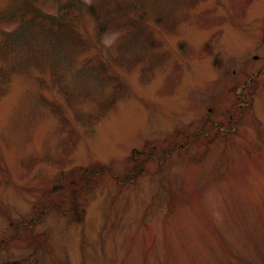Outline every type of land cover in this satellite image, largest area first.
<instances>
[{"label":"rangeland","instance_id":"374dc122","mask_svg":"<svg viewBox=\"0 0 264 264\" xmlns=\"http://www.w3.org/2000/svg\"><path fill=\"white\" fill-rule=\"evenodd\" d=\"M70 1L0 55V264H264V0Z\"/></svg>","mask_w":264,"mask_h":264},{"label":"trees","instance_id":"16d2710c","mask_svg":"<svg viewBox=\"0 0 264 264\" xmlns=\"http://www.w3.org/2000/svg\"><path fill=\"white\" fill-rule=\"evenodd\" d=\"M22 2H24L23 8L25 11L18 10L17 14L12 15L13 18H17L14 30H6V27L1 25L0 20L1 56L7 55L16 44H21L28 37L31 28H34L36 33L47 30L54 33L56 37L63 33L65 39H71L69 38L71 32L64 27V19L62 18L70 19L74 17L81 5H76L70 0H24ZM47 6L48 10L46 11ZM86 10L99 25V31L121 28L119 27L121 24L113 23L111 14L113 17L118 15L120 18L125 16L127 19L135 16L136 20L139 16H142L134 0H91V3L86 6ZM54 11L55 14H52ZM88 171L91 174L95 172L90 169ZM37 216V214L33 216L34 220Z\"/></svg>","mask_w":264,"mask_h":264},{"label":"flooded vegetation","instance_id":"af4514ba","mask_svg":"<svg viewBox=\"0 0 264 264\" xmlns=\"http://www.w3.org/2000/svg\"><path fill=\"white\" fill-rule=\"evenodd\" d=\"M72 210H74V202H73V204H72Z\"/></svg>","mask_w":264,"mask_h":264}]
</instances>
